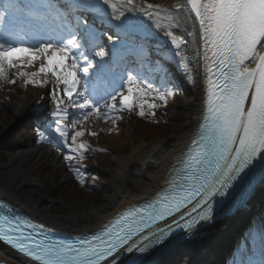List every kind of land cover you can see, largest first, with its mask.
Segmentation results:
<instances>
[{
  "label": "snow or ice",
  "instance_id": "obj_1",
  "mask_svg": "<svg viewBox=\"0 0 264 264\" xmlns=\"http://www.w3.org/2000/svg\"><path fill=\"white\" fill-rule=\"evenodd\" d=\"M103 3L119 11L113 0H103ZM121 3L135 6L134 0H121ZM189 3L198 19L199 35L203 41L207 98L203 122L199 125L196 138L192 140L186 168L177 174V178L170 182V187L157 196L154 203L149 204L148 209L120 215L93 240L79 247L37 245L39 252L28 249V255L34 256L37 261L43 264H101L121 249L129 253L135 251L143 256L151 247L149 236L142 237L149 243H137L133 237L141 239L140 234L148 229L155 242L160 243L163 232L160 235L152 232L157 220H163L191 205L192 212L202 210L198 212V219L193 217L187 220L185 227L192 229L199 220L211 219L210 201L216 195H227L234 181L256 172L264 176V54H260V49H264V0H189ZM41 7L50 8L52 5L22 7L19 0H0V29L6 25L12 26L8 34L13 35L16 21L22 16L39 31L46 20ZM82 7L94 9L95 0H83ZM154 7L159 10L157 5H147L149 16L153 14L151 9ZM123 15L120 12L116 19ZM81 25V31L73 30L59 36L56 42H45L37 47L8 43L0 36V77L5 76L11 68H19L25 60L31 65L43 58L46 62L40 64L37 72L18 73L27 78L25 83H40L34 77L41 73H52L57 82L65 86L64 91L71 99L81 85L77 75L79 71L84 78V94L83 102L75 106L86 110L83 115L85 120L92 111L99 112L98 105L87 94L90 69L97 77L110 72L108 58L115 59L120 55L117 47L119 36L100 32L87 20H78L77 28H81ZM157 27L161 25L157 24ZM191 35L195 36L196 33ZM167 36L177 50L185 44L183 37L176 36L172 31H168ZM102 38L112 43L110 52L102 46ZM177 54L181 55V62L187 69V57L179 51ZM81 61H84L83 65ZM249 63H255V67H249ZM134 81L135 77L129 74L127 94L117 92L111 95V103L107 105L110 109H117L118 96L120 105L131 108L135 94L141 97L146 94V89ZM148 87L151 88V85ZM159 98L166 99L163 93ZM145 104L149 108L157 107L155 103L141 102L142 116L145 114ZM58 116L56 131L66 136L62 126L67 112L64 111L63 115L58 113ZM83 135V131H76L71 136V144L65 140L70 152L79 153L81 158L87 145L77 143V138ZM68 158L72 159V156ZM25 223L17 221L13 224L8 217L0 216V238L25 250L27 246L20 237L9 234L13 229L22 233ZM133 264L150 262L133 260Z\"/></svg>",
  "mask_w": 264,
  "mask_h": 264
},
{
  "label": "bare ground",
  "instance_id": "obj_2",
  "mask_svg": "<svg viewBox=\"0 0 264 264\" xmlns=\"http://www.w3.org/2000/svg\"><path fill=\"white\" fill-rule=\"evenodd\" d=\"M113 3L116 4L119 11L113 9L111 5H104L105 9L101 14L105 19L102 24L109 30L107 34L118 35V43L122 45L126 43L133 50L136 48L135 56L153 54L168 65L172 71L171 81L185 93L183 104L187 116L184 123L173 132V135L159 143L152 144L150 147L145 144L135 147L133 150L134 155L141 158H131L130 156V159L136 160V163L131 162L130 159H124L120 154L114 156L115 162L120 167L117 173L118 179L125 182L126 176L132 173L138 177L140 183L131 195L121 191V189L113 190L109 197L98 207L97 211L87 210L84 213V218H81L86 221L85 224L88 226L77 231L57 227L56 221L46 219L48 214L56 210V204L52 205L44 199L43 195L41 196L40 189L33 186L31 177H27L28 171L31 169L28 163L34 164L37 162L39 164V160L44 158V162L48 165L58 166L60 154L67 151L66 144L58 140L60 133L56 131V126L53 127L50 133L48 132L47 136L42 135L35 140L38 143L43 141L46 145H40L39 148H32L29 151L26 150L25 154L16 152L11 155L5 165L0 167V201L31 221L33 220L64 235H88V233L96 232L122 211L143 203V201L154 197L160 192L174 172L175 166L180 161L179 159L185 154L193 140L206 105L207 82L203 59V41L199 35L198 19L189 7L188 0H134L135 6L123 4L121 0H113ZM149 4L159 6V10L155 7L151 9L153 13L151 16L148 15L147 11V5ZM120 12H123L124 15L120 19H116ZM157 24H160L161 27H157ZM136 25L144 26L145 30L141 33L140 30L135 28ZM168 31H172L178 37H183L185 44L179 50L171 43V39L167 36ZM192 33H196V35L193 36ZM103 41L107 45H112L106 38ZM263 50L260 49V53ZM177 51L187 57V69L181 62V55L177 54ZM68 63H71V61H68ZM249 64L253 66L255 63ZM121 69L126 82L129 75L127 73L128 68L123 67ZM80 79L82 85L84 78ZM88 80L92 83L95 82L96 75L90 72ZM125 86H127V83L124 84ZM94 99L96 100V97ZM19 100L23 103L22 105L19 103L14 104L9 99H0V119H10L13 113H17L16 121L22 123L25 118H37L36 116H39L42 111L35 113L34 109L38 106L47 105V99L43 98H38L35 103L27 105H24L26 103L25 99L19 98ZM58 118H56V121ZM12 124L14 123L9 122L8 126L10 127ZM68 135L66 133V136H64L65 140H67ZM2 157L5 158V156ZM36 170L34 169V171ZM37 171H39V168ZM124 185L126 184L124 183ZM261 201L264 202V196ZM241 215V212H236L232 216L203 227L201 230L205 231L206 235L186 243L182 248L184 252L178 255V259H170L166 264H214L216 257L226 248V245L222 247V244L229 237L233 227L239 224L238 218ZM72 220L75 221V219ZM70 221L66 219L68 224H70ZM261 232L264 238V228H261ZM235 240L238 239H234L233 242ZM252 257L254 263L257 260L262 263L260 250L256 251ZM1 260L7 264H36L0 242Z\"/></svg>",
  "mask_w": 264,
  "mask_h": 264
},
{
  "label": "rangeland",
  "instance_id": "obj_3",
  "mask_svg": "<svg viewBox=\"0 0 264 264\" xmlns=\"http://www.w3.org/2000/svg\"><path fill=\"white\" fill-rule=\"evenodd\" d=\"M45 62L46 61L41 58L40 60L34 61L31 65H29L25 60V62L19 68L14 67L9 69L5 76L0 77V99H9L14 104L19 103L21 105L23 103L19 100V98L26 100L24 105L35 103L38 98L47 99L46 107L48 108V111L45 110L43 115H41L43 120L58 116V113L59 115H63L64 111L67 112V116L63 122V131L69 133L67 144L72 143L71 136L74 135L76 131H83L84 135L77 138V143H83L87 145L92 153H96L97 151L103 155L109 156L108 163H104L102 169H96V166H94L95 160H92V164H89L90 166H93L90 167L91 171L96 172L100 176V179H98L99 181H95L92 178V174L86 171V168L88 167L87 163H90L92 157L89 156L88 153H85V149L83 150V158H81L79 153H72L67 147V151L61 153L59 156L58 166L48 165L44 162V158L39 160V164L37 162L30 164L26 161V163L31 166L27 177H31L33 186L40 189L41 196L43 195V198L49 203L52 205L56 204V210L48 214L46 219L48 221H56L57 227L69 228L72 231H77L78 229L88 226L85 224L86 221L83 220L85 216L84 213H86L87 210H90L91 212L97 211L99 209L98 207L106 198L109 197V194L113 190L121 189V191H124L129 195L134 193L133 191L138 187L140 180L132 173L126 176L125 182L121 179H118L117 173L120 167L115 162L114 156L120 154V156L126 160H129L130 156L131 158L136 157L137 159H140V156L134 155L133 150L135 147L140 146L141 144H145L150 147L152 144L159 143L163 139L173 135V132L186 120L187 115L183 104L185 93L182 92L183 90H181L179 86L172 84L170 79L172 71L169 69L168 65H159L156 67V77H152V79L150 78L148 81L143 80V85L141 84V87L146 89V94L142 97L139 94H135L134 104L131 108L120 105L118 96L117 109H110L107 106L109 103H111V99L105 100L101 103L97 102L99 112L92 111L85 120L83 119V115L86 110H81L75 106L76 104L83 102V87L78 86L76 91L73 93L72 98L69 99L67 93L64 91L65 86L62 83H58L56 76L52 73H41L40 76L34 77L35 80L41 81L40 83H25L27 78L18 75L20 71H26L30 73L37 72L39 70L40 64ZM147 70L151 71L149 68H147ZM153 73L155 74V72ZM79 74L80 72L78 71L77 75L78 77H81ZM12 81L15 82L13 83ZM148 85H151V88H149ZM41 86H45V88H42ZM53 92H55V96L53 95ZM117 92H123L124 94H127V86ZM171 92H173L174 95V100L171 103L168 101L160 107H156L154 109L149 108L147 104H145V114L143 116H153L155 115V111L158 109L160 112L162 111L165 118L168 119L167 120L164 118L166 123L172 127L173 130L167 131L164 134L155 131L153 135L151 134V136H148V141L144 139L145 136L142 137L143 139H138L135 133V126L133 125L136 121L139 122V119L143 118V116L140 115L141 102L148 101L149 103H155L158 106L160 94L163 93L165 97H168V94ZM78 93L81 95H78ZM93 94H88L90 99H92ZM156 94L159 95L156 96ZM5 113L4 115H6ZM16 118L17 113H13L10 119H0V150L3 149L1 152L4 153L1 154V156H5V158L2 157L3 160L0 156V167L4 166L7 159L16 152L25 154L26 150L29 151V149L32 148H39L40 145H46L43 143V141H40L39 143L37 142L36 145L30 146L29 149H17L18 146L24 145L23 143L25 140H29L28 138L30 134L33 135L36 132L39 136H47V134H49L54 127L52 124L50 125L49 123H46L44 130L40 128L38 129L37 127L26 129L24 122L19 123L18 120L16 121ZM28 119L25 118V121ZM9 122H13L14 124L10 125L9 127ZM23 128H25L26 132H22L24 130ZM22 133H25V135ZM142 135L143 134H141V136ZM19 137H21V139L18 140V142L14 141ZM63 137L64 136L59 135L58 140L59 142L63 141L62 143L66 144V138ZM31 140L33 139H30V141ZM9 147L12 150H10ZM127 148L128 151L126 152L125 149ZM93 150L95 152H93ZM70 155L72 156V159L68 158ZM130 160L131 162L136 163V160ZM38 168L39 171H37ZM34 169L37 170L34 171ZM41 170H43L44 173ZM124 183L126 185H124ZM75 185H78L82 187V189L86 190L81 193L77 191L74 193L72 192L71 188H73L72 186ZM55 188L68 189L70 194L69 197H67V200L69 202L56 199V197L53 196L54 193H51L53 190H55ZM88 188L90 190H94L98 198H96V196L94 197L92 195L85 194ZM66 219L71 220L70 224L66 222ZM72 219H75V221ZM247 237L248 235L246 238L244 237V240H242L244 241V248L241 247L239 250H237V258L234 260V264L242 263L241 258L243 257L241 255L246 249H248L250 254L245 251L246 259L244 263L248 264L253 260L252 256L256 253L254 250L255 248L252 245L253 235L250 234V237H248V243L246 241ZM260 256H264V252H262V255L260 254ZM214 264H219V262L216 261Z\"/></svg>",
  "mask_w": 264,
  "mask_h": 264
},
{
  "label": "trees",
  "instance_id": "obj_4",
  "mask_svg": "<svg viewBox=\"0 0 264 264\" xmlns=\"http://www.w3.org/2000/svg\"><path fill=\"white\" fill-rule=\"evenodd\" d=\"M173 99H174V96L171 97V99H170L171 101H169V99H168V101L172 102ZM168 101L160 100V102H162V103L159 104V105H163L165 102H168ZM156 116L157 117H154V116H150L149 117V116H147V117L139 119V122H137V123L135 122V124L133 126H135L134 127L135 128V133H136L138 139H140L143 136H145L144 139L146 141H148V139H147L148 136L149 135L151 136V134L153 135L155 131H158V132H161V133L164 134L167 131L173 130L172 127H170L166 123L165 119H167V118H165V116L162 113V111L161 112L157 111L156 112ZM141 134H143V135L141 136ZM138 135L141 136V137H139ZM99 136H101V135H99ZM20 139H21V137H19L18 139L14 140V141L18 142V140H20ZM9 149L12 150L10 147H9ZM2 150L3 149L0 150V156H1V154H4V153L1 152ZM125 151L127 152L128 148L125 149ZM93 152H95V151L93 150ZM85 153H88L89 156L92 157L90 163H87L88 167L86 168V171L88 173L92 174V178L95 181H99L98 179H100V176L96 172L91 171L90 167H93V166H90L89 164H92V160L93 161L95 160V165L94 166H96V169H102L103 166H104V163H108V157L109 156L108 155H103L102 153L97 152V151H96V153H92L89 147L85 148ZM41 171H43V170H41ZM43 173H44V171H43ZM72 187L73 188H71V190L74 193H76V191L81 193V192H84L86 190V189L85 190L82 189V187H80L78 185H75V186H72ZM51 193L52 194L54 193L53 196L56 197V199H61V200L66 201V202L68 201L67 197H69V194H70L68 189H62V188H55V190H53ZM85 194L92 195L94 197L96 196V198H98L96 193L94 192V190H92V189L90 190L89 188H88V190H87V192ZM69 205L72 206L71 204H69ZM225 264H229V262L227 260H225Z\"/></svg>",
  "mask_w": 264,
  "mask_h": 264
}]
</instances>
